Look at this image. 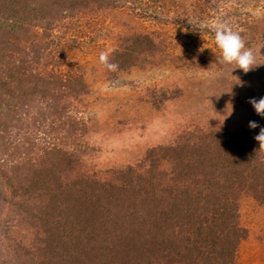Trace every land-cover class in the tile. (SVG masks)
<instances>
[{"label": "trees", "instance_id": "obj_1", "mask_svg": "<svg viewBox=\"0 0 264 264\" xmlns=\"http://www.w3.org/2000/svg\"><path fill=\"white\" fill-rule=\"evenodd\" d=\"M123 1L0 0V264H235L240 198L264 206L257 114L237 133L185 131L106 178L82 171L87 85L56 67L54 32ZM158 51L136 34L109 60L126 71Z\"/></svg>", "mask_w": 264, "mask_h": 264}, {"label": "rangeland", "instance_id": "obj_2", "mask_svg": "<svg viewBox=\"0 0 264 264\" xmlns=\"http://www.w3.org/2000/svg\"><path fill=\"white\" fill-rule=\"evenodd\" d=\"M214 21L241 35L258 66L244 73L221 62ZM136 34L158 44L148 63L126 71L100 64L101 51L111 54ZM54 38L56 67L87 85L74 102L84 129L75 148L94 177L137 165L185 131L237 133L256 115L248 100L264 97V0H124L65 21ZM239 213L248 236L235 264H264V206L243 194Z\"/></svg>", "mask_w": 264, "mask_h": 264}, {"label": "clouds", "instance_id": "obj_3", "mask_svg": "<svg viewBox=\"0 0 264 264\" xmlns=\"http://www.w3.org/2000/svg\"><path fill=\"white\" fill-rule=\"evenodd\" d=\"M210 27L214 30L215 44L221 52L222 63L235 64L236 68L243 70L244 73H248L258 66L253 51L246 48L245 41L238 32H234L225 23L219 21L212 22ZM109 55L110 51H101L99 62L109 71H116L119 66L110 62ZM248 103L254 108L257 115L264 117V97L250 98ZM248 126L250 129H260L254 139L259 143L260 149H264V127L255 121H250Z\"/></svg>", "mask_w": 264, "mask_h": 264}]
</instances>
